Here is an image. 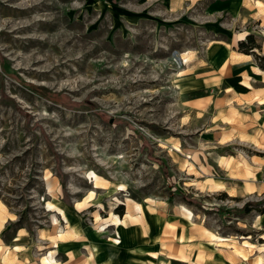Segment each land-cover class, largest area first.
I'll list each match as a JSON object with an SVG mask.
<instances>
[{
	"label": "rangeland",
	"instance_id": "374dc122",
	"mask_svg": "<svg viewBox=\"0 0 264 264\" xmlns=\"http://www.w3.org/2000/svg\"><path fill=\"white\" fill-rule=\"evenodd\" d=\"M237 1L0 0V264H264V0Z\"/></svg>",
	"mask_w": 264,
	"mask_h": 264
},
{
	"label": "crops",
	"instance_id": "0c3cea01",
	"mask_svg": "<svg viewBox=\"0 0 264 264\" xmlns=\"http://www.w3.org/2000/svg\"><path fill=\"white\" fill-rule=\"evenodd\" d=\"M144 1L145 2H161L162 6L164 7L167 13L175 14V13L182 11L184 9V6L190 3H194L198 0H144ZM209 2H208V5L212 4V6L211 7L208 6V13L211 14L212 16H216V14L220 13L221 11L222 12L226 11L227 13H231L232 15L236 14V11H243L244 13H250L251 11V9H248L242 3H238L237 0H236V3L234 1H231L229 3H223V2H219L218 0H213V2L212 0H209ZM230 38H232L231 35H230ZM236 57L238 58V60H240V61H236L238 64L247 63V67L251 70V72L254 75L261 76L259 73H257L259 69L256 66L248 65V62L250 61V57L248 55L236 53ZM229 58L230 57L228 55L224 61H227ZM241 95H246V94H241ZM250 104H254L253 101ZM210 105L212 106L214 105L213 101ZM257 105L262 106L264 105V103L263 104L258 103Z\"/></svg>",
	"mask_w": 264,
	"mask_h": 264
},
{
	"label": "bare ground",
	"instance_id": "6f19581e",
	"mask_svg": "<svg viewBox=\"0 0 264 264\" xmlns=\"http://www.w3.org/2000/svg\"><path fill=\"white\" fill-rule=\"evenodd\" d=\"M239 158H241V157L239 156ZM55 182H56V181H55ZM53 184H54V183H53ZM218 186H219V185H218ZM95 187H96V186H95ZM198 187H199V186H198ZM199 188H200V187H199ZM199 188H198V189H199ZM46 190L49 191V192H51V190H52V186H51V184H50L48 181L46 182ZM52 191H53V190H52ZM53 192H54V191H53ZM0 208L3 209L4 206H3L2 204H0ZM133 209L140 211V206H139L138 204L134 203V208H133ZM113 219H114V218H113ZM188 220H189V219H188ZM52 221L55 223V219H54V218L52 219ZM119 221H120V219H117V218H116V220H114V224H117V222H119ZM111 223H112V222H111ZM211 237H215V236H214V235H210V238H211ZM217 238L220 239V240H225V239H226V238H223V237H217ZM115 242L117 243L118 241H115ZM189 242H190V241H189ZM250 244H251V243H249V247H251ZM261 246H263V245H261ZM259 247H260V246H259ZM263 247H264V246H263ZM263 247H262V248H263ZM263 250H264V249H263ZM263 252H264V251H263Z\"/></svg>",
	"mask_w": 264,
	"mask_h": 264
},
{
	"label": "trees",
	"instance_id": "16d2710c",
	"mask_svg": "<svg viewBox=\"0 0 264 264\" xmlns=\"http://www.w3.org/2000/svg\"><path fill=\"white\" fill-rule=\"evenodd\" d=\"M247 42H250V48L249 49H255L256 48V46L253 44V40H252V37L251 36H248L247 37ZM244 45H245L244 42H239L238 43V49L241 52L249 53V52L245 51V49H244L245 46ZM254 52H255L254 50L253 51H250V53H253V55H255ZM255 57H256V55H255Z\"/></svg>",
	"mask_w": 264,
	"mask_h": 264
}]
</instances>
